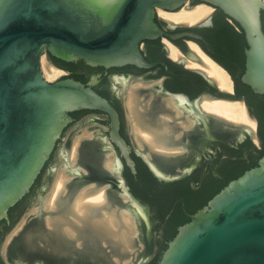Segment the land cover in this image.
I'll use <instances>...</instances> for the list:
<instances>
[{"label": "water", "instance_id": "1", "mask_svg": "<svg viewBox=\"0 0 264 264\" xmlns=\"http://www.w3.org/2000/svg\"><path fill=\"white\" fill-rule=\"evenodd\" d=\"M201 1L219 8L241 26L247 42L246 68L241 80L255 93L264 95V25L260 18L264 0ZM189 2L0 0V218L29 189L63 128L70 122L69 112L90 109L106 113L109 134L105 135L101 130L99 140H86L83 145L97 143L101 144L100 153L113 151L115 170L108 173L114 180L120 175L121 156L107 141L119 148L132 171L136 172L130 146L119 133L118 112L111 102L90 84L73 77L47 80L41 67L42 56L49 53L64 61L81 59L94 65L131 63L152 67L154 63L144 59L140 44L163 34L176 37L159 29L155 22L158 8L177 11L189 7ZM187 56L206 65L195 52H189ZM185 62H188L186 58ZM197 70L210 83H216L202 70ZM218 88L215 95H203L202 99L241 100L231 97L234 86L231 91ZM177 100L182 105L185 102L182 96ZM196 112L200 118L212 120L214 126L227 134H237L233 144L252 135L243 124L241 131L228 130L213 121L223 118L200 109ZM144 147L149 155L138 151L159 179L167 181L188 174V171L167 173L155 158L173 157L174 154ZM56 148L46 171L53 165ZM101 158L105 161V154ZM123 184L126 186L125 181ZM122 193L128 197L127 206L135 213L140 227L144 222L141 216L144 211L139 201L126 187ZM144 217L148 221L146 213ZM158 264H264V156L256 166L229 181L204 207L190 216L189 222L178 228Z\"/></svg>", "mask_w": 264, "mask_h": 264}, {"label": "flooded vegetation", "instance_id": "2", "mask_svg": "<svg viewBox=\"0 0 264 264\" xmlns=\"http://www.w3.org/2000/svg\"><path fill=\"white\" fill-rule=\"evenodd\" d=\"M199 3H202V1L190 0L189 7L196 6ZM260 14L263 24V9H261ZM155 22L160 30L176 37L170 38L163 34L157 38L145 39L140 44L144 59L148 63H154L152 67L138 66L131 63L120 66L94 65L81 59L76 61L61 59H59L61 61H54L48 53L53 64L63 70H70L69 62H84L87 66L79 73V75H83V78L76 80L90 84L98 93L103 92L117 110L120 120L119 133L130 146V156L136 172L132 171L126 159L121 155L119 148L114 143L107 141V144L114 146L121 156L120 175L114 180L112 175L108 173L110 170L105 167L103 158H101L104 153L98 155V152H95L99 151L101 144H84L82 158L77 160L74 163L75 165H71L65 160L64 168L66 172L70 173L74 167L79 170V173L71 175L67 180L65 190L60 193L58 198L57 207L50 209L47 206H40L35 212L27 215V218L31 219L30 222L20 225L18 228L16 227L17 230L13 233L11 240H14V237L22 229H25V235L22 237V234H19V237L15 238L14 247L11 254H9L11 258L18 256V253L22 252L23 246L28 245L32 249L41 247L44 252L43 258L47 264H102V262L110 259L113 260L110 249L112 250L114 245H103L102 236L97 233L96 236L95 232L87 228L78 229L79 231H76L75 235L67 234L63 229L65 225H68L67 222L71 223L68 226L74 225V219L70 215L72 213L71 208L82 188L94 186L93 188L97 190L105 186L108 202L112 207L115 204H118L119 208L121 206L128 207L129 203L127 202H129V199L127 201L123 199L122 189L124 187L139 201L140 207L144 211V214H141L144 222L138 227L141 229L139 235L145 243L146 249L140 255V258L136 259V263L140 260L139 264H158L169 242L178 232L174 236L171 234L173 219L175 213H177L175 206L178 204V198L180 199V205H183V212L191 216L192 213L184 207L186 201L183 194L187 190L196 192L203 189L207 192L208 189H213L224 181L227 161L236 159L235 156H232V150L247 138L252 140L251 136H247L243 141L233 144L237 134H227L214 126L212 120L198 116L197 109L205 111L200 103L203 95H215L219 88L216 83H210L196 68L186 64V56L189 55V52L194 53L190 42L198 44L201 49H204L230 73L233 79L232 85L234 86V95L231 97L241 99L246 103L248 113L256 120L257 126L255 131L259 144L253 140L252 144L257 149L263 147L264 141L260 135V129L264 130V95L255 93L241 80L246 68L245 49L247 47L245 34L241 26L222 10L213 6L212 11L207 16L193 23L168 20L160 16L158 12ZM167 41L175 44L181 50V59L171 56ZM133 77L144 84L139 86L138 89L139 93H143V96L138 94L141 98L148 100L152 95L150 99L151 109H154L155 106H162L163 97H172L175 100L178 99V96L185 98L184 104L179 105L181 109L180 116H177L174 113L175 110H172L175 127L169 140L171 146L177 147L176 150L178 148L181 150H174L175 152L157 150V152L171 153L174 156L164 157L163 159L166 161L163 163L156 161L167 173L174 174L188 171L187 175L167 181L159 179L152 173L142 155L138 154L131 145L129 129L124 116L122 94ZM135 91L137 92V90ZM198 99L200 100L196 103ZM162 108H164V105ZM165 109L170 108L165 107ZM81 110L79 114L82 115L79 119L91 115L92 120H100L105 124L101 130L105 135L109 134V117L106 113L90 109ZM68 117L70 122L63 128L58 140L61 139L66 127L75 122L71 115H68ZM188 118H195L196 121L192 126L184 128L180 121L188 120ZM176 133L179 135L177 136ZM58 140L27 192L15 203L22 201L21 204L19 203L11 210L15 206L14 204L0 218V264H7L1 250V242L5 236L15 226H18L17 223L24 215L25 210L35 199L43 203V198L39 194L47 192V185L53 170L50 169L46 173V169L52 161ZM134 157H138L139 160ZM183 179H186L185 184L179 185L177 182ZM154 180L155 182H153ZM124 181L126 186L123 184ZM50 193L48 192V196ZM172 202L173 206L170 205ZM160 210L168 211L163 217ZM145 213L148 221L145 220ZM49 216L53 218L59 216L60 221L53 222L52 226H49L46 220ZM61 221L64 224L66 223L63 227ZM180 226L177 225L175 228L178 230ZM107 247L110 249H107ZM102 251L106 252L105 255H101ZM17 263L20 264L21 262L17 260Z\"/></svg>", "mask_w": 264, "mask_h": 264}, {"label": "bare ground", "instance_id": "3", "mask_svg": "<svg viewBox=\"0 0 264 264\" xmlns=\"http://www.w3.org/2000/svg\"><path fill=\"white\" fill-rule=\"evenodd\" d=\"M210 9H212V6L205 3H199L190 8H186L184 6L177 11H168L158 8V14L168 20L193 23L207 16ZM167 42L170 46L171 56L178 59L182 58L181 50L170 41ZM190 44L194 52L204 61L206 65L186 57L188 61L187 65L200 69L206 75L212 77L221 89L231 91L233 82L226 69L209 56L203 49H201L198 44L195 42H190ZM43 57L44 56H42L41 59L42 61ZM43 69L45 73L44 76L47 80H54L65 72L56 65H50L48 68L44 65ZM151 97L152 95L148 100H145L144 98L139 97L135 90L131 94L132 101L130 103L129 117L134 125V129L136 131L135 133L137 134L135 137L137 136L136 138L140 144V149L142 150L144 146H148L153 151H174L177 147L171 146L169 144V140L175 127L173 115L174 113H181V109L179 108L181 103L172 97H163L162 103L164 108H162V105L160 107L155 106L154 109H151ZM165 107L170 109H165ZM202 108L205 111L213 113L224 119L245 124L248 127V130H251L252 132L256 129V120L248 113L247 107L242 100H226L206 97L202 100ZM172 110H175V112L173 113ZM195 121V118H190L180 122L184 128H187L192 126ZM139 133L142 134L139 136ZM92 135L93 134H89L88 137H91ZM77 142L79 141L77 140ZM74 145L72 155L75 157L78 145L77 143ZM144 154L149 155L148 152ZM113 157L114 155L109 153L104 161L105 167L110 171L115 170ZM74 163L75 162L71 165H75ZM76 173H79V170L73 167L70 173L66 172V176L70 178L71 175ZM54 185V192H52L53 194L51 193L52 199L48 202L49 207L57 206V195L59 192H62L66 185L64 175L60 176ZM93 187L80 191L76 196L73 207L71 208L72 213L70 214L72 216L71 218L74 219V225L68 226L71 224L70 222H67L68 225H65L66 223L64 224L61 221L63 223L62 227L65 225L63 228L64 231H66L67 234L69 233L70 235H75L76 231L87 228L88 230L95 232L96 236L98 234L103 237V245L118 246L119 250L121 249L126 251V249L133 246L134 238L137 237L139 233L135 213L132 209L117 208V205H115L116 207H112L108 202L105 186L102 187V189H98V191H95ZM123 199L127 201L128 197L124 195ZM46 220L50 226L53 222H59L60 217L57 216L52 218L49 216ZM116 259L119 258L116 257Z\"/></svg>", "mask_w": 264, "mask_h": 264}, {"label": "rangeland", "instance_id": "4", "mask_svg": "<svg viewBox=\"0 0 264 264\" xmlns=\"http://www.w3.org/2000/svg\"><path fill=\"white\" fill-rule=\"evenodd\" d=\"M186 8H190V7H186ZM211 11H212V9H210V11L207 13V15ZM43 56H44L43 61L41 60V67H42L43 74L45 75L44 69H43L44 65L48 68V67H50V65H55V64H53V62L49 59V56L47 54H45ZM186 57L188 58V56H186ZM64 71L65 72L62 75L58 76L54 80H57L63 76H69V77L71 76V70L64 69ZM54 80H49V81H54ZM143 85L144 84H141L140 80L133 77L132 80L127 85L126 89L123 91V94H122L125 118H126L127 126L129 129V140H130L131 144L133 145L134 149L136 150V152L138 154H141L138 151V149H140V144L137 141V138H136L137 136L135 137V135H137V134L135 133L136 131H135L134 125H133V123L129 117V114H130V103L132 101L131 100V94L133 93L134 90H137V92H138L139 86H143ZM137 94H139L140 96H143V93L138 92ZM202 100L200 102L201 105H202ZM175 114L177 116H180L179 113H175ZM188 119H190V118H188ZM224 120H226L228 122H226ZM224 120H213V121L218 123L219 125L223 126L224 128L228 129V130L241 131L243 129L242 123H236V122H233V121H230L227 119H224ZM104 125L105 124H103V123L92 120L91 115H86L83 118L79 119L78 121L71 123L70 125H68L66 127L64 134L62 135V137H61V139L57 145L53 165L46 171V173H47L50 169L53 170V172H51V178H50L48 185H47L48 186L47 192H45L43 194H39V196L41 198H43V203H41L37 199H35L30 204V206H28V208L25 210L24 215L20 218L19 222L17 223L18 226H15L12 229V231L9 234H7L4 238V241L2 244V255H3L4 260L7 262V264H18L17 260H18V262L19 261L21 262L20 264H42V263L47 264V262L43 258L44 252L41 249V247H39V248L35 247L34 249H32L28 245L23 246L22 252L18 253V256L11 258L9 254H11L12 248L14 247L13 243L15 241V238H18L19 234L20 235L22 234V237H23L25 235V233H24L25 229H22V231H20V233H18V235L16 237H14V240H11L12 235L14 232H16L17 228L20 225H23V224L31 221V219L27 218V215L31 212H35V210L38 209L40 206H42V207L47 206L50 209H55L57 207V206L56 207L55 206L49 207L48 204L46 205V203L50 202L49 200L52 199L51 195L53 194L52 192H54V189H55L54 184H56L57 179L60 176L64 175V180L67 182V180L69 178L66 176V171L64 168L65 167L64 166L65 160H67V162L69 164H72L73 162H77V160L81 159L82 153L84 151L83 150V142H86V140H94V141L99 140V138H100L99 133L101 132V128ZM243 126H246V125L243 124ZM246 128H248V127L246 126ZM256 128H257V126H256ZM89 134H93V135L91 137H88ZM141 134L142 133H139V136ZM251 137H252L253 141H255V142H257V144H259L257 137H256V131H254V134L252 132ZM77 140L79 142H77ZM76 143L78 146H77L76 156L74 157L72 154H73V150H74V146H75L74 144H76ZM179 150H181V149L178 148V150H175V151H179ZM142 151L147 153V150L145 148H142ZM155 151H157V150H155ZM175 151H172V152H175ZM95 152H98V155L100 154L99 151H95ZM109 153L113 154V151H109V152H106L104 154H105V156H107ZM155 159L162 162V163L166 161L165 159L158 157V156ZM89 187H91V186H88L86 188H82L81 191L86 190ZM99 189H102V187ZM63 190H65V187L63 188ZM95 191H98V189ZM48 192H51L52 194L50 193L48 196ZM60 193L61 192L58 193L56 200H58ZM57 204H58V201H57ZM115 205H118V204H115ZM72 207H73V205H72ZM117 208H119V206ZM121 208L122 209H131L129 206L128 207L121 206ZM138 230H139L138 232L140 233L141 229L138 228ZM139 233H138L137 237L134 238L133 246L130 247L129 249H126V251L121 250V249L119 250L118 246H114L112 248V250L109 247H107V249H110L111 255H112V258L114 261L110 259L106 262H102V264L103 263H105V264H135V262L138 260L137 258H139L140 255L145 250V243L142 241ZM123 251H124V253H123ZM105 253H106L105 251H102L101 255H105ZM116 257H118L119 259H116Z\"/></svg>", "mask_w": 264, "mask_h": 264}, {"label": "trees", "instance_id": "5", "mask_svg": "<svg viewBox=\"0 0 264 264\" xmlns=\"http://www.w3.org/2000/svg\"><path fill=\"white\" fill-rule=\"evenodd\" d=\"M263 24H264V15H263ZM50 58L54 61H61L57 58H54L49 54ZM71 75L75 79L83 78V75H79L82 70H84L87 66L84 64V62L75 63V62H69ZM101 95L106 97V95L101 92ZM107 98V97H106ZM80 110H75L72 112H69V115H71L74 119V121L78 120L82 114H79ZM260 135L264 141V130L260 129ZM232 156H235V160H228L227 161V169L225 172L224 181H222L220 184L216 185L213 189H208L209 191L205 192V190L201 189L198 191H188L184 193V199L185 204L184 207L194 214L196 211L204 207L208 201L216 194L218 193L227 183L240 175H242L246 170L256 166L258 164V161L261 157L264 156V145L261 147V149H257L256 146L252 144V140L250 138H247L245 141L241 142L236 148L232 150ZM137 160H139L138 157H134ZM132 176V174H131ZM186 179L180 180L177 183L179 185L185 184ZM155 182V180L153 181ZM22 201L18 202L11 208V210L16 207L19 203L21 204ZM180 199L178 198V204H176L175 208L177 210V213H175L174 216V223L172 227V236L176 234L178 231L175 227L177 225H183L190 221V216H188L186 213L183 212V205H180ZM170 205L173 206V202L170 203ZM10 210V211H11ZM168 210H160L163 217L167 213Z\"/></svg>", "mask_w": 264, "mask_h": 264}]
</instances>
